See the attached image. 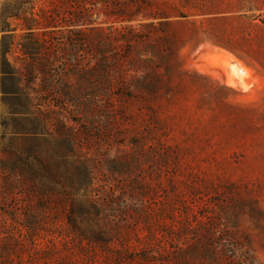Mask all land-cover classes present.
<instances>
[{"label":"rangeland","instance_id":"1","mask_svg":"<svg viewBox=\"0 0 264 264\" xmlns=\"http://www.w3.org/2000/svg\"><path fill=\"white\" fill-rule=\"evenodd\" d=\"M223 2L202 14L182 0H35L33 56L9 20L0 37H14L8 60L33 107L12 117L0 100V149L19 126L71 145L96 204L78 222L100 240L65 234L54 202L27 212L21 187L20 219L40 223L30 243L0 214L1 258L264 264V0Z\"/></svg>","mask_w":264,"mask_h":264},{"label":"trees","instance_id":"2","mask_svg":"<svg viewBox=\"0 0 264 264\" xmlns=\"http://www.w3.org/2000/svg\"><path fill=\"white\" fill-rule=\"evenodd\" d=\"M35 0H4L0 3V32L10 30V19L21 22L24 38H32L31 45L21 43L23 53L33 56L41 47L38 34L32 32L35 17L32 2ZM186 5L198 8L202 14L216 13L229 4L223 0H182ZM0 37V100L8 105V114L12 117L27 116L33 107L31 98L21 84L20 78L8 60V54L14 45V37L6 40ZM18 45V44H17ZM7 123L3 127L6 129ZM6 132V131H4ZM10 138L3 144L0 153V214L7 226L15 227L16 232L24 231L34 240V233L40 222L27 217L20 219L16 203V191L23 188L26 198L24 206L29 212L34 206L41 210L48 209L54 202L56 208L65 211L68 226L65 234H72L89 241H99L92 234H87L79 225V218L96 209L93 193L92 172L84 159L76 157L71 145L63 148L48 147L45 130L19 126L10 132ZM5 135V134H4ZM5 136L2 137L4 139ZM47 138V137H46ZM75 154V155H74ZM79 233V234H78ZM0 264H15L10 255L0 256Z\"/></svg>","mask_w":264,"mask_h":264}]
</instances>
